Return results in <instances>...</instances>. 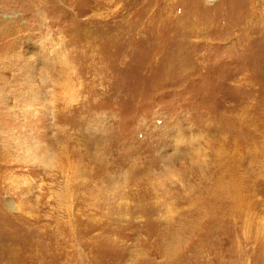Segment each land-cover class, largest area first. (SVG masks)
Wrapping results in <instances>:
<instances>
[{"label":"rangeland","instance_id":"rangeland-1","mask_svg":"<svg viewBox=\"0 0 264 264\" xmlns=\"http://www.w3.org/2000/svg\"><path fill=\"white\" fill-rule=\"evenodd\" d=\"M0 264H264V0H0Z\"/></svg>","mask_w":264,"mask_h":264}]
</instances>
